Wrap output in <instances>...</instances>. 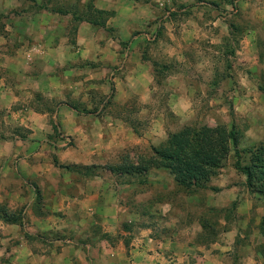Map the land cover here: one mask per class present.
I'll list each match as a JSON object with an SVG mask.
<instances>
[{"label": "crops", "instance_id": "crops-1", "mask_svg": "<svg viewBox=\"0 0 264 264\" xmlns=\"http://www.w3.org/2000/svg\"><path fill=\"white\" fill-rule=\"evenodd\" d=\"M178 3L0 0V22L8 30L5 38L0 26V264L218 263L205 235L197 238L204 231L200 223L187 222L182 232L177 223L181 212L174 199L192 204L200 198L196 193H167L173 176L164 167L117 171L153 158L197 115L208 127L234 129L241 153L264 146V96L244 88L255 81L253 74L244 76L245 64L253 62L247 56L257 54L254 35L241 38L239 64L228 70L211 59L221 53L207 58L201 46L207 39L220 43L207 33V18H192ZM21 23L25 31L18 33ZM190 24H196L193 30ZM12 38L20 43L13 45ZM171 62L178 70L166 79L172 90L167 117L163 88L169 86L157 78ZM218 66L224 77L217 78L238 84L227 98L207 99L199 114L192 84L211 83ZM207 71L208 81L201 76ZM147 118L151 127L142 131ZM216 177L222 190L205 211L226 206L221 197L236 200L242 217L235 235L244 239L248 227L264 241V197L246 184L227 189L220 183L227 175ZM165 216L171 219L167 227L161 225ZM211 246L233 248L217 239ZM240 264H264V255L252 252Z\"/></svg>", "mask_w": 264, "mask_h": 264}, {"label": "rangeland", "instance_id": "rangeland-1", "mask_svg": "<svg viewBox=\"0 0 264 264\" xmlns=\"http://www.w3.org/2000/svg\"><path fill=\"white\" fill-rule=\"evenodd\" d=\"M152 2H156L157 0H151ZM166 3H169L170 1H182V3H178L177 9H183L187 8V10L190 13V16L193 18L201 17L204 15L207 18V33L210 31L212 32L214 39H220V43L213 45L210 41V39H207V43L205 45L201 44V46L207 47V58H209L212 54L214 55L215 51H218L220 54V58L217 56L211 57V59L214 61V63L219 64L220 59V65L228 66V70H235L237 67V64H239V61L236 60L235 55V48L236 46H239V43L241 41V38H246L248 35L252 33L254 35L255 39L254 42L256 43L255 49H257V54H251L247 56L250 61L253 60V62H248L244 66V76L246 73H248V76H251L252 74L255 76L254 83H244V88L253 90L257 95L264 96V0H162ZM1 20V17H0ZM0 22V26H2V31L4 33V37L7 38L8 30L5 29L7 26L6 23ZM196 26V24H190L189 27L191 30L194 29L192 26ZM20 32L18 30V33H21L23 30L25 31L24 24L19 25ZM18 26V27H19ZM71 31V25H68L67 27ZM197 28V27H196ZM196 30V29H195ZM1 31V27H0ZM199 31V30H196ZM238 38V41L236 39ZM251 41V40H250ZM13 43V45H18L20 43V40L13 39L10 41ZM10 43V44H12ZM23 42H21L22 44ZM2 45V44H1ZM5 45H9L8 43ZM9 49L11 48V45H9ZM241 46V45H240ZM199 46H197L198 48ZM11 52L10 50H8ZM193 52L195 50H192ZM192 52V53H193ZM196 53L192 55L191 62H195L197 59L196 56H194ZM254 56V57H253ZM218 60V61H217ZM168 69H166L164 72L158 73V81L161 83L162 81L165 82V86H169V80H166L168 77L173 76L175 72H177L178 64H173L172 62L168 64ZM242 65V63H241ZM250 65L255 67V70L252 72L251 68H247ZM243 67V66H242ZM219 70L221 72H217L216 75L212 78V80L209 78V72L207 71L204 74L201 72V76L207 79V81L210 79L211 83H197L192 84L195 86V99H197V102H195V109L199 114H202L205 109H207V105L209 104L207 102V99L220 96L224 97L226 95H231L233 91L236 88V85L238 83H225V79H219L218 76L221 78L224 77L223 66H218ZM251 70V71H250ZM187 74L192 75L191 69L187 71ZM216 76V78H215ZM228 77H230V73L227 74ZM9 77V76H8ZM7 77V78H8ZM15 78V77H14ZM246 78V76H245ZM11 79L10 77L8 78ZM244 80V78H243ZM216 81V83H214ZM245 81V80H244ZM164 95V115L167 117L171 116V113L167 109V102L169 94L172 93V90L169 87L163 88ZM160 95V93L157 94V96ZM156 94L154 95V97ZM227 98V96L225 97ZM161 101L159 103V108H161ZM218 107L220 108V104H218ZM230 116H231V125H233V128H236L237 130V122L235 119V109L234 106L230 107ZM201 115H199L200 117ZM149 117V115H148ZM198 115L195 120L191 122L190 128L193 129H199L202 126H206L204 122H206L205 117L199 118ZM151 127V119L147 118L145 127H143L142 131H145V128ZM227 127V126H226ZM228 129V127H227ZM175 130V128L173 129ZM171 133V132H169ZM264 144V141H263ZM235 163V157L234 152L231 150L230 153L227 156V159L224 162V169L219 170L218 173L227 175L226 179L221 180V184H224L225 187L228 189L231 186H238L242 187L245 186L243 182V176L236 171V167L234 165ZM168 174V173H167ZM170 175V174H169ZM171 176V175H170ZM219 176V175H218ZM215 179V180H214ZM217 180H219V177L212 178L208 182L202 183L198 187H191V188H183L179 186L173 177L172 183L173 187L170 190H167L169 193L172 192H179L180 195H186V194H193L196 193L197 196H199V200L192 204H186L183 200H176L174 199V203L180 207V216L177 218V223L179 221L180 231L186 229L187 222H191L193 220H196V222L200 223L202 227L204 228L201 233L198 234L197 238H203L205 235V238H207V250H211L209 254L211 256H215L214 259L218 261L217 264H240V260L243 257L251 256L252 252L259 251L262 255H264V241L261 239H258L256 237L252 236V230L251 228L247 227V230L245 231V237L244 239L238 238L239 235H235V229L239 228L240 222L238 223L239 217H242V214L238 213L235 208L237 201L233 200L230 201V197H221L219 198L220 201L228 203L226 206H222L223 208H214L210 211H205V206L216 200L217 195L219 192H221L222 188H217L218 183L216 184ZM170 186V185H169ZM210 197V200H209ZM207 198V199H206ZM213 205V204H212ZM211 207V206H210ZM163 220L161 221V225L164 227L171 222V219L169 216L162 217ZM244 227V226H243ZM257 228V227H256ZM256 230V229H255ZM254 230V231H255ZM233 231V236L231 237H224L225 232ZM260 233L264 234V227L260 228ZM203 234V235H202ZM221 234V235H220ZM220 235V237H219ZM197 236V233H196ZM217 239L218 241L222 240L223 245L225 244H231L233 245V248L229 251L222 252L219 249L212 248V244L214 243V240ZM236 245V246H235ZM253 246V249H252ZM250 247V248H249ZM216 264V263H212Z\"/></svg>", "mask_w": 264, "mask_h": 264}, {"label": "trees", "instance_id": "trees-1", "mask_svg": "<svg viewBox=\"0 0 264 264\" xmlns=\"http://www.w3.org/2000/svg\"><path fill=\"white\" fill-rule=\"evenodd\" d=\"M237 144L236 131L225 126H202L197 130L185 127L171 135L162 147L155 149L153 158L141 159L138 166L122 164L117 171L138 174L151 167H164L179 186L198 187L217 175L232 145L234 165L246 177V187L264 197V146L241 153ZM245 158L247 164H243Z\"/></svg>", "mask_w": 264, "mask_h": 264}]
</instances>
